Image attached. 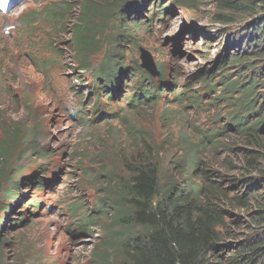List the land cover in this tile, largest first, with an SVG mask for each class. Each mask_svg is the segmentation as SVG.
Masks as SVG:
<instances>
[{
    "label": "rangeland",
    "instance_id": "obj_1",
    "mask_svg": "<svg viewBox=\"0 0 264 264\" xmlns=\"http://www.w3.org/2000/svg\"><path fill=\"white\" fill-rule=\"evenodd\" d=\"M71 1L76 0H28L8 18L6 14L0 13V104H4L0 106V110L7 108L8 121L17 122L24 127L23 132L28 140L27 148L30 149L29 153L23 154L26 158L30 160L39 157L37 163L41 164L48 173H51L54 167L60 169L55 181L51 184L45 182L44 188L32 186L28 192H24V185L20 188L19 192L26 194L25 200L39 203V206L32 209L24 200L17 206V210L11 213L12 218L25 214L24 224L18 227L20 230L7 231L6 241H10L7 258L13 256L24 260L19 259L17 264H28L29 261L33 264H98L95 256L96 246L105 238L103 229L97 226L81 230L78 219L86 213L92 216L98 214L96 211L99 194L97 186H100L103 181L101 174L105 168L109 169L114 164L115 170L119 171L118 162H111L104 155L109 152V158L115 157L119 147H115L110 152L109 148L104 150L106 146L112 148L118 144L125 150L128 144H137L134 138L141 135L149 142H155L156 145H151L154 148L153 155H156L164 165L165 159L170 157V152L179 156L184 151H188L192 152L194 159L209 158L216 164V172L222 175L235 179L258 178L255 172L245 175L239 170L235 171L244 163V158L241 156L247 153L244 151L256 150V147L247 146L239 138L240 136L218 138L213 145L205 149L201 146L194 147L198 140L203 139V135L192 128L191 131L184 129V125L186 122L189 125L200 123L196 121L198 113L188 114V112L193 113L191 109H184L188 103L178 106L177 104L180 103L176 102L171 95L161 98L154 107L145 109L147 112L143 113V119H141L134 116L133 110L128 111L125 107L127 104L125 97L129 95V92H125L124 89L128 85L120 86L118 91H121V97L116 98L119 101L112 104L101 99L102 102H106L101 104L102 109L109 108L112 115L97 117L110 119L114 115H121L109 123H99L98 126L88 122L86 119L95 107L91 103L92 94L87 92L90 89L85 86L79 87L75 82L78 76H82L80 70L82 67H77L74 65V60L70 59L69 35L60 31L67 13L64 10L61 11L60 20L53 23L46 20L44 14L45 8L49 5L61 8L64 4L69 5ZM168 1L161 0L165 3L162 10L168 5ZM181 2L180 9L175 7L173 12H166L168 17L162 26L155 21L151 30L142 28L134 32L131 42L125 41L127 49L122 56V61L118 62L121 66H128L129 71L137 64L140 65L138 52V45H140L148 50L165 74L179 71L180 76L176 77V82L179 83L176 84H183V76L188 75L187 71H194L201 75L206 73L201 72L202 67H210V61L227 44L224 30H236L244 23L254 24L256 27L253 18L264 16V10H262L253 18L247 16L233 23L223 24L213 16L221 12L218 0H182ZM78 8L79 6L76 8L77 15H79ZM146 9L145 6V11ZM74 14L72 11V17L75 16ZM151 14V9L146 15L142 13L147 18ZM27 16H36L38 31L42 30L40 33L33 31L28 34L27 30L20 29L25 24L22 18ZM30 20L33 19L30 18ZM8 25H12L14 29L9 30L7 35L3 34L4 28ZM64 25L70 27L71 23L64 22ZM18 29L20 30L17 37ZM261 31L256 29L253 39L247 37L240 49L247 48L250 43L253 46L260 40L258 38ZM207 32L210 36L206 34ZM220 34L223 37L219 39ZM180 40H182L179 44L181 56L177 54L179 53L177 45ZM262 41L264 42V38ZM115 52L114 48H109L105 55L104 52L96 53L94 57L89 58V61H101L103 65L107 57ZM255 62L260 71L264 68V55L257 56ZM243 66L244 64H241V68L235 67L236 71L243 69ZM49 77L61 89H68L70 112L62 118V122H56V132L52 134V138L44 137L43 133L41 139L34 131L40 128L42 123L34 120L33 109L46 102ZM166 79L168 82L171 81L170 78ZM131 82L128 84H132ZM118 91L114 93L115 96ZM28 96L31 102L27 103ZM205 98L206 104H221V101L213 100L212 94ZM16 104H20L19 107ZM167 119L170 126L168 129H163L162 120L166 122ZM90 120L92 121L93 118ZM63 123L69 127L63 126ZM202 128L201 124L197 130ZM1 134L2 129H0V137ZM108 134H110L109 137H107ZM37 137H39L38 143L44 145L52 143L50 140L53 141L54 138L66 142L59 143L58 148L53 147L52 143L51 150L46 156H35L32 152L38 151ZM95 145L96 148L100 145V149L97 150ZM190 146H193L192 149L188 148ZM16 151L18 156H22L24 149L17 148ZM73 157H80L78 163L73 161ZM223 162L227 165L225 168L218 166ZM20 166L24 167L23 162ZM19 174H21L20 171ZM89 174L92 178H85ZM41 176L45 179L44 174ZM8 186L9 182H0V190H6ZM226 210L238 214L237 210L233 211L230 208ZM105 218L108 216L105 215ZM225 218L228 220L227 217ZM229 226L232 227L231 224ZM232 230L235 231L233 227Z\"/></svg>",
    "mask_w": 264,
    "mask_h": 264
},
{
    "label": "trees",
    "instance_id": "obj_2",
    "mask_svg": "<svg viewBox=\"0 0 264 264\" xmlns=\"http://www.w3.org/2000/svg\"><path fill=\"white\" fill-rule=\"evenodd\" d=\"M218 1L221 12L213 16L223 24L247 16L253 18L264 10V0ZM76 2L79 5V16L69 35L76 54L84 64L88 53L97 48L95 33L107 23L113 8L119 10L121 2L128 8L121 9L119 13L127 19L126 24L120 26L118 34L123 42L122 39L133 35L131 17L138 10L135 8L144 9L148 0ZM57 16L55 13L54 17ZM253 21L256 27L254 24L246 25L244 36L253 39L256 29H261L260 40L251 48L240 49L234 54V60L242 61L247 57V52L254 53L251 59L264 55V16L253 18ZM114 43H119V40L116 38ZM116 54L119 61L121 54L119 51ZM107 69L108 73L102 74L104 81L119 73L124 74L127 70L119 63H107L104 70ZM138 70L141 71L139 67ZM261 74L262 79L251 77V74H247V77H244V73L235 74L227 94H241H236V104H231L232 108L223 127L225 136L232 133L240 136L247 146L256 147V150L244 151L247 152L241 155L244 163L235 171L239 170L245 175L255 172L258 178L235 179L222 175L216 172V164L209 158L194 159L192 152L188 151L179 156L170 152L164 165L153 155L154 148L151 145L155 142H149L141 135L134 138L137 144H128L125 150L118 144L104 148H109L111 152L119 147L113 158H109V152L104 153L111 162H118L119 171L115 170L114 164L109 169L105 168L101 174L103 181L97 186L102 191L100 200L104 205L101 209L99 206L97 208L104 211L108 218L104 216L93 222L92 219H85L89 227L99 226L104 232L105 238L96 246L98 264H264V90L259 91L257 87L264 81V68ZM139 76L137 74L136 78ZM162 77L164 75L160 80H154L150 75H144L143 79L135 81L132 87L135 101L127 104L130 106L128 111L133 110L135 117L143 119V113L147 112L145 109L154 107L157 101L168 96L166 88H153L157 82L162 81ZM183 96L179 91L178 100ZM170 115L171 110L169 118ZM169 126L168 119L166 122L162 120L163 129ZM191 128L200 133L195 124L189 125L186 122L184 129L191 131ZM0 129L1 181L8 176L9 157H14L16 149L24 146L25 136L17 122L8 121L7 108L0 110ZM213 144L206 143L203 136L194 147L205 149ZM96 149L99 150L100 145ZM218 166L225 168L227 165L223 162ZM5 200L2 198L1 201L4 203ZM3 203L0 205V213L5 212L0 214V264H17L22 258H7L10 241H6L4 234L7 230L15 231L19 227V219L16 221L9 217L17 207L12 208L9 204L10 207H2ZM226 208L237 210L238 214ZM7 214L11 220L4 221L3 216ZM27 263L33 264L30 261Z\"/></svg>",
    "mask_w": 264,
    "mask_h": 264
},
{
    "label": "clouds",
    "instance_id": "obj_3",
    "mask_svg": "<svg viewBox=\"0 0 264 264\" xmlns=\"http://www.w3.org/2000/svg\"><path fill=\"white\" fill-rule=\"evenodd\" d=\"M72 2V1H71ZM72 3H74V8L76 9L77 8V6H79L78 4H77V2L75 1V2H72ZM162 6L164 7V3L162 2ZM120 6V9H122V8H124V9H127L128 10V8H127V6H125L124 5V3L123 2H121V4L119 5ZM161 6V7H162ZM168 8H169V6L167 5L166 7H165V10L163 11L164 13L165 12H168ZM74 12V11H73ZM77 12V11H76ZM76 12H74L75 14V18H77L79 15H77L76 14ZM71 13H72V10H71ZM119 13H121V11L119 10L118 11V14ZM120 19L122 20L123 19V17H122V15H120ZM126 24V22H121V24H120V26H123V25H125ZM241 32H243V30H240ZM69 32L70 31H67V35H69ZM244 34V33H243ZM69 37V40H68V43H69V45L71 46V40H70V35L68 36ZM181 41L182 40H180V42L178 43V45H177V49L179 50V54L181 55L182 54V52H181V50H180V47H179V44L181 43ZM254 45V44H253ZM252 54H254V53H249V52H247V60H251L252 62L248 65V66H246L245 67V73H244V77H247V74H251V77H257L258 76V74H259V76L258 77H260L261 79H262V76H260L261 75V69H263V68H261L260 69V71H258V69H259V67L256 65V62H255V60H256V58L255 57H253L252 59H251V55ZM244 60V59H243ZM206 70H208V69H206ZM263 75V74H262ZM263 82H260L258 85H257V87L259 88L258 90L259 91H263L264 90V86H263ZM263 107V106H262ZM264 108V107H263ZM228 136H234L232 133H230Z\"/></svg>",
    "mask_w": 264,
    "mask_h": 264
},
{
    "label": "water",
    "instance_id": "obj_4",
    "mask_svg": "<svg viewBox=\"0 0 264 264\" xmlns=\"http://www.w3.org/2000/svg\"><path fill=\"white\" fill-rule=\"evenodd\" d=\"M142 58L144 59V65L147 68V70L151 73V74H155L154 72V65L151 62L150 58L147 56L146 53L142 54Z\"/></svg>",
    "mask_w": 264,
    "mask_h": 264
},
{
    "label": "bare ground",
    "instance_id": "obj_5",
    "mask_svg": "<svg viewBox=\"0 0 264 264\" xmlns=\"http://www.w3.org/2000/svg\"><path fill=\"white\" fill-rule=\"evenodd\" d=\"M170 8H172V7H170ZM235 61H236L237 63L241 62V60H238V59H236V58H235Z\"/></svg>",
    "mask_w": 264,
    "mask_h": 264
},
{
    "label": "snow or ice",
    "instance_id": "obj_6",
    "mask_svg": "<svg viewBox=\"0 0 264 264\" xmlns=\"http://www.w3.org/2000/svg\"><path fill=\"white\" fill-rule=\"evenodd\" d=\"M0 6H3V5H0Z\"/></svg>",
    "mask_w": 264,
    "mask_h": 264
}]
</instances>
